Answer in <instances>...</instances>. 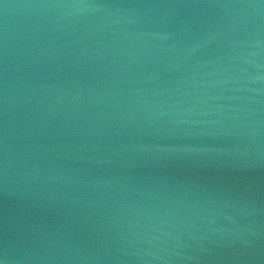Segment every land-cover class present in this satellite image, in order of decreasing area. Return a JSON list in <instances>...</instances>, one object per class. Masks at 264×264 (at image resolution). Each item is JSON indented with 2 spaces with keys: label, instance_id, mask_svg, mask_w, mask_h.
<instances>
[{
  "label": "water",
  "instance_id": "95a60500",
  "mask_svg": "<svg viewBox=\"0 0 264 264\" xmlns=\"http://www.w3.org/2000/svg\"><path fill=\"white\" fill-rule=\"evenodd\" d=\"M0 264H264V60L0 96Z\"/></svg>",
  "mask_w": 264,
  "mask_h": 264
}]
</instances>
